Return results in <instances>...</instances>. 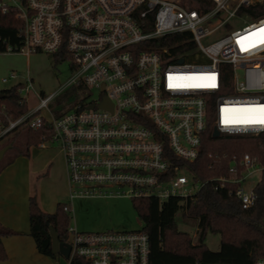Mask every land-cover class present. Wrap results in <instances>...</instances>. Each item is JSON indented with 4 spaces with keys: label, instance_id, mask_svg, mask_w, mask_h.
I'll return each instance as SVG.
<instances>
[{
    "label": "built area",
    "instance_id": "1",
    "mask_svg": "<svg viewBox=\"0 0 264 264\" xmlns=\"http://www.w3.org/2000/svg\"><path fill=\"white\" fill-rule=\"evenodd\" d=\"M208 1L210 9L189 0H0V11L14 9L21 21L19 43L0 34L2 53L68 54L74 73L67 85L99 91L97 99L61 116L49 108L58 92L39 96V104L17 118L0 106L6 117L0 118V141L18 127L49 126L50 135L38 146L55 145L64 155L65 212L73 211L74 198L84 196L156 198L161 204L188 199L208 181L217 182V189L236 184L231 193L244 208L256 203L255 187L247 190L244 183L264 165L248 153L232 158L227 176L206 182L195 181L178 163L199 157L211 116L219 136L264 133V15L254 14L264 0L201 4ZM225 30L219 39L207 40ZM185 33L193 52L172 51L171 35ZM223 64L231 67L230 84L222 77ZM17 77L12 72L2 82ZM19 84L22 95L34 88L28 72ZM103 96L112 110L98 107ZM91 104L95 107L87 108ZM67 233L69 259L150 264V237L142 228L82 232L70 222ZM255 264H264V257Z\"/></svg>",
    "mask_w": 264,
    "mask_h": 264
},
{
    "label": "trees",
    "instance_id": "2",
    "mask_svg": "<svg viewBox=\"0 0 264 264\" xmlns=\"http://www.w3.org/2000/svg\"><path fill=\"white\" fill-rule=\"evenodd\" d=\"M205 0H189L191 6H200L210 9L212 4L202 5ZM254 14L264 15V4ZM21 21L16 17V11L11 9L9 13L0 11V34L8 42L19 43L18 36ZM172 51L185 53L193 52L194 44L189 41V34H173L167 41ZM5 47L0 43V53ZM69 57L68 54L54 55L55 61ZM222 77L230 84L232 80L231 67L223 64ZM19 85L2 89L4 97L0 98V106L7 110V116L14 118L28 111L27 101L20 93ZM82 86V85H81ZM222 92H227L222 90ZM65 112H56L61 116ZM0 118L5 122L4 112ZM212 116L203 136L202 149L199 157L186 165L193 179L206 182L211 178L228 175L232 158H240L248 153L256 163L264 165V133L256 136H214L211 124ZM21 127L2 140L9 138L12 148L20 136ZM27 138L24 145L26 152L31 145H38L42 136L50 135L49 126H43L39 130H26ZM0 141V142H1ZM212 153V156L208 154ZM217 155V156H216ZM217 182L208 181L204 187L194 196L188 199L171 198L170 201L160 203L156 198H137L134 204L139 216L142 218L144 230L150 237V264H255L259 257H264V171L261 181L254 190L258 197L256 203L244 208L238 198L231 193L237 185L228 183L223 189L216 188ZM29 220L30 235L34 237L39 253L49 257L59 255L52 253V237L50 226L58 233L60 240L68 242V227L70 214L63 209L64 203L58 205L54 213H46L42 210L33 195L30 200ZM177 214L198 221V242H193L191 233L179 229ZM10 229L0 228V261L8 258L7 251L2 241V236L13 234ZM209 233L220 236V249L214 251L206 244ZM68 264H90L83 258L74 256L68 260Z\"/></svg>",
    "mask_w": 264,
    "mask_h": 264
},
{
    "label": "rangeland",
    "instance_id": "3",
    "mask_svg": "<svg viewBox=\"0 0 264 264\" xmlns=\"http://www.w3.org/2000/svg\"><path fill=\"white\" fill-rule=\"evenodd\" d=\"M242 25L243 22L241 21L236 23L238 27ZM227 33L228 30L220 31L207 40L215 41ZM12 72L17 73L18 77L13 78L9 83H3L2 78ZM27 72L30 74L34 86V88L23 92V96L27 100L28 111L39 104V96L44 97L54 92H58V94L49 105L53 114L72 110L78 104H86L98 98L99 91L93 87H85L80 84L67 85L68 79L74 73L68 57L55 61L54 55L50 53L35 52L29 58L23 54L0 53V90L11 88L13 85L23 82ZM42 114L49 116L48 110H43ZM26 138V129H21L20 136L15 144L23 147ZM9 141V138L2 140L0 149L8 145ZM16 152L13 148L8 150L0 165L2 166L6 160L9 161L13 158ZM261 177V170L253 173L244 183L245 188L249 190L257 186L261 181ZM72 202L73 211L69 213L71 224H75L79 231L103 232L111 229L115 231H137L143 226L142 218L136 210L134 200L128 197L100 198L84 196L76 197ZM177 223L179 229L192 234L194 243L198 242L197 219L186 218L181 214H177ZM220 240L218 234L209 233L206 244L211 250L219 251ZM61 261L66 264L67 259L61 258Z\"/></svg>",
    "mask_w": 264,
    "mask_h": 264
},
{
    "label": "crops",
    "instance_id": "4",
    "mask_svg": "<svg viewBox=\"0 0 264 264\" xmlns=\"http://www.w3.org/2000/svg\"><path fill=\"white\" fill-rule=\"evenodd\" d=\"M25 143L23 147L17 145L14 157L0 165V228L14 232L2 236L8 258L0 264H65L61 255L49 257L39 253L30 235L29 220V200L33 195L49 214L60 203H67L69 184L64 155L53 145H31L26 152Z\"/></svg>",
    "mask_w": 264,
    "mask_h": 264
},
{
    "label": "water",
    "instance_id": "5",
    "mask_svg": "<svg viewBox=\"0 0 264 264\" xmlns=\"http://www.w3.org/2000/svg\"><path fill=\"white\" fill-rule=\"evenodd\" d=\"M4 97V93L0 91V98ZM95 104L88 105L87 108H94ZM98 107H105L112 110V102L105 96H103V100L101 101ZM214 136L219 137V132L216 130L214 132ZM12 148V144H8L0 149V161L4 157L5 153ZM50 237H52V253L61 255L67 260L71 257V245L69 243H64L60 240V237L54 227L51 225L50 228Z\"/></svg>",
    "mask_w": 264,
    "mask_h": 264
},
{
    "label": "snow or ice",
    "instance_id": "6",
    "mask_svg": "<svg viewBox=\"0 0 264 264\" xmlns=\"http://www.w3.org/2000/svg\"><path fill=\"white\" fill-rule=\"evenodd\" d=\"M262 122H264V121H262Z\"/></svg>",
    "mask_w": 264,
    "mask_h": 264
}]
</instances>
